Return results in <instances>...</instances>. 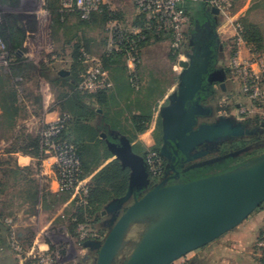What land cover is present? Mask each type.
I'll use <instances>...</instances> for the list:
<instances>
[{
    "label": "crops",
    "instance_id": "1",
    "mask_svg": "<svg viewBox=\"0 0 264 264\" xmlns=\"http://www.w3.org/2000/svg\"><path fill=\"white\" fill-rule=\"evenodd\" d=\"M102 1L110 12L120 17L117 23L121 29L137 35L142 34L139 26L141 19L133 0ZM6 3L12 12L3 23L7 36L4 45L11 57V63L8 67L0 66V264H23L11 248L13 238L20 242L25 252L36 251V247L38 251H47L51 249L48 243L39 244L44 233L50 227L63 222H68L71 227L78 217V206L73 194L59 192L58 181L52 168L53 160L45 163V170L41 173V163L34 151L45 126L57 122L64 116L78 120L81 115L73 97L74 81L71 75L75 69L73 67L71 71L57 66L59 58L70 54L74 38L77 39L79 32L76 34L73 32L71 37L66 35L74 26L68 19L72 12H64L60 0L55 2L6 0ZM183 7L191 14V25L187 27L186 32L195 51L178 55L180 59L191 60L192 64L179 61L183 73L174 71L181 78L174 91H171L172 86L162 90L159 78L153 72L151 76L146 68V58L150 55V51L146 50L147 46L141 51V65H137L138 67L127 60L122 67L110 69L109 66L104 69L112 84V88L105 96L100 99L82 98L81 102L89 106L93 112L88 124L94 129L100 141L97 149V160L100 163L85 179L89 185H93L95 178L114 162H118L123 169H129L122 165L117 155L124 145H128L131 154L140 160L145 158L144 154L147 151L154 148H158L164 157L170 144H174L185 155L209 144L214 146L224 140L221 138L205 142L196 149L183 153L178 147V138L165 139L163 110L172 106L174 99L183 89H197L193 100L188 101L185 106L187 112L193 108L197 109L194 114L195 124L187 136L204 127L224 125L219 122L217 125L196 128L198 120L204 118L206 114V109L201 103L213 97L217 89L224 95V103L231 99L239 100L247 109L249 116L261 114L248 99L241 97L240 86L230 75L228 67L230 53L224 43L228 38H234L238 23L246 22L245 11L228 17L211 8L207 0H190ZM260 7H264V0L255 2L249 0L246 4V8L249 9ZM250 24L259 27L261 22L254 20ZM257 45L263 53V35ZM43 57L47 60H43ZM243 57L248 58L249 53L243 51ZM83 62L88 65L85 60ZM184 64L188 66L183 67ZM163 98L169 103L163 105L161 102ZM242 105H236V109L243 107ZM219 113L216 115L212 113L214 115L211 118L216 120L237 118L235 114L225 109L219 110ZM137 116L151 117L150 123L142 133L138 132L132 123V119ZM178 116L177 127L168 128L169 135L175 136L176 130L182 131L186 126L185 117ZM230 126L236 130V134L230 137L240 136L244 131L231 124ZM150 132H152L150 138L145 140L144 137ZM105 152L110 153L107 159H104ZM209 160L212 159L207 161ZM128 193L107 203L105 211L100 212L102 216L105 218L110 212L117 219L119 209L130 199L138 200L141 194L135 197L133 191L127 200L120 204L119 201L126 198ZM51 200L58 201L59 207L50 217L48 205ZM253 214L216 241L194 251L204 253L198 257L195 255L192 261L186 264H262L256 243L260 229L264 226V215L259 214L251 218ZM97 216L94 215L93 219ZM116 219L112 222L114 223ZM96 230L97 240L81 242L84 249L96 252L98 250L95 247H85L84 243L90 240L101 243L105 241L109 231L106 232L104 228ZM75 234L79 237L77 230ZM89 262L86 260L85 264H90Z\"/></svg>",
    "mask_w": 264,
    "mask_h": 264
},
{
    "label": "water",
    "instance_id": "2",
    "mask_svg": "<svg viewBox=\"0 0 264 264\" xmlns=\"http://www.w3.org/2000/svg\"><path fill=\"white\" fill-rule=\"evenodd\" d=\"M196 90L183 89L172 106L162 113L165 139L178 138V147L183 153L205 142L226 139L236 134L230 124H224L204 127L191 136L186 135L195 124L197 109L187 112L185 106L193 100ZM178 115L185 117L186 126L182 131L176 130L175 136L169 135L168 128L177 127ZM117 155L122 165L131 170V187L127 197L119 201L122 204L136 188L145 189L148 186L150 175L145 160L134 157L128 145H124ZM226 158L212 159L198 167L212 165ZM247 163L229 173L187 183L164 186L165 181L136 200L115 222L105 241H87L84 246L95 247L99 251L96 264H114L116 249L131 223L148 210L162 206L169 210L168 215L154 227L139 252L127 264H174L235 229L264 204V163L243 172ZM202 187H208V190L198 191Z\"/></svg>",
    "mask_w": 264,
    "mask_h": 264
},
{
    "label": "rangeland",
    "instance_id": "3",
    "mask_svg": "<svg viewBox=\"0 0 264 264\" xmlns=\"http://www.w3.org/2000/svg\"><path fill=\"white\" fill-rule=\"evenodd\" d=\"M51 2H55L57 0H49ZM234 7L225 14L230 17L236 15L240 11H245V17L246 22L243 21L241 23H238V25H241L242 27H251L254 26L256 28L258 34L260 37L262 35L264 36V7H260L258 9H249L246 8V4L249 3V0H234ZM253 2L258 0H252ZM253 10V13H251ZM256 10V11H255ZM255 11V12H254ZM12 12L10 9V6L8 3H1L0 1V29L5 22L6 17ZM70 13V12H69ZM118 13V12H116ZM72 15L69 16L70 22L74 24L73 30L70 29L69 32L66 33L68 36H72V33L79 32V36L74 38V44L70 48V54L64 55L61 58H59V62L57 63V66L59 68L64 69H70L72 68L78 72H80L82 75L89 69L91 66L90 64L86 65L82 61L80 65H75V50L77 48L80 49V53L82 54V57H91L94 59L99 60L103 65V59L105 54L107 53L108 48V38H109V29L113 26V23H116V26L121 27L117 21H111L109 23L105 22L104 15L98 14V15H91L88 18L82 17L81 14L77 12H72ZM189 18H190V24L191 25V14L187 12ZM255 17V19L250 18ZM261 22L260 26L251 25L250 22L252 21ZM188 26V27H189ZM189 41V35H187V32L185 33V42L182 45V47L178 50L179 54H190L191 52L195 51V48L190 45ZM228 46V53L229 58L231 60L232 51H233V44L234 40L227 39L224 42ZM172 40L169 35L164 34H157L155 32H151L149 35L148 43L145 47H147V51L150 53L149 57L146 58V68L149 70L151 76H153V73L156 75V77L160 80L161 89H165L168 87H171V91L175 90L178 86L179 82L181 81L180 76H177V74L174 71H177V73H183V68L180 67L179 61H184L186 63H191L192 61H186L184 58L180 59V57H177L174 59V51L171 48ZM264 53V50H262ZM6 53V65L5 67L10 66L11 63V57L8 54L7 50L5 49ZM43 60H47L46 57L42 58ZM78 60V59H77ZM83 60V58H82ZM127 60L131 62L135 67L138 65H141V56L137 57L136 55H133L131 57H121V58H114L110 61V69H115V67H122L127 63ZM230 60H229V71L230 75L232 76V72L230 70ZM139 63V64H138ZM137 66V67H138ZM4 67V66H3ZM104 68V65H103ZM153 72V73H152ZM148 74V73H146ZM86 98L88 95H86ZM224 95L220 90L217 89L216 94L211 97L210 99L204 100L203 103H201L202 107L206 109V114L204 118H200L198 120L197 129H200L204 126H213L217 125L219 122H222L224 124H231L234 127H239L242 130H248L256 132L257 128L260 123L264 124V117L259 115H253L249 116L247 109L241 104L239 100H230L229 102H223ZM243 97V96H241ZM244 98V97H243ZM162 104L166 105L169 102L162 99ZM223 103V104H222ZM236 105H242L243 107H240L239 109H236ZM225 109L231 112L232 114H235L237 118L231 119V120H216L213 117L214 114H220L219 110ZM245 110L246 112L242 113V111ZM214 113V114H212ZM154 130H152L153 132ZM147 133L144 139H149L151 133ZM252 132V134H254ZM158 135V134H157ZM124 136V135H122ZM126 138H128L126 136ZM227 138V137H226ZM247 143L248 147L246 150H243L241 152V157H243L244 154H248L246 157L244 156L243 159H248L251 156H255L254 159L248 160L247 167H253L258 166L264 163V136L260 138V140H254L252 138H248L246 136L242 137ZM230 140V139H229ZM206 148V146H203ZM202 147V148H203ZM209 148V147H208ZM208 159L211 158H203V157H197L193 163L192 166L189 168V170H192L194 168H197L198 165H202L205 163ZM145 160V158H144ZM129 174H131V170L128 169ZM149 173V170H148ZM187 174V173H186ZM183 176L179 178L178 180L174 181L171 184H164V186H171L176 185L180 183H184L187 176ZM149 184L146 187V189L139 195L138 198H141L145 193H147L149 190L162 185L164 182L160 179H155L150 173H149ZM136 199H130L121 209L118 211V217L113 216L112 213L108 212L105 216V218L100 213L105 209V206L101 207L98 211V221L93 223L92 229L94 233L100 229L104 228L106 232L110 231L112 226L115 224V222L124 214V212L129 208ZM59 207L58 201H49L48 210L50 217L52 214H54V211L56 208ZM105 211V210H104ZM169 213V210L162 206L154 207L150 210H148L145 214L142 216L136 218L131 225L126 230V233L122 237L116 252H115V261L117 264H127L131 259L135 257V255L139 252L141 245L147 238V236L150 234V232L156 227ZM259 214L264 215V204L260 207V209L257 212H254L253 216L251 218L257 217ZM95 218V219H96ZM51 219V218H50ZM93 219V221L95 220ZM116 219V221L113 223L112 220ZM62 226V227H61ZM130 232H134V236H131L129 234ZM28 236V234H25ZM91 241V240H90ZM48 243L50 248L53 251H59V254L61 256V263L60 264H85L86 260H89L90 264H96L97 257H98V251L92 252L90 249H84L83 245L81 244V239L79 237H76L71 232V227H69L68 222L60 223L58 226L50 227V229L44 233L42 238L39 241V244L42 243ZM26 245V244H25ZM26 250H28V247H26ZM38 252V249L36 247V253ZM204 251H198L194 252L192 254H189V256L182 258L178 260L175 264H186L190 263L192 259L197 255L196 257L202 255ZM23 264H35L33 260L26 261Z\"/></svg>",
    "mask_w": 264,
    "mask_h": 264
},
{
    "label": "built area",
    "instance_id": "4",
    "mask_svg": "<svg viewBox=\"0 0 264 264\" xmlns=\"http://www.w3.org/2000/svg\"><path fill=\"white\" fill-rule=\"evenodd\" d=\"M64 12H77L84 18L93 14L101 13L103 10L102 0H60ZM190 0H133L139 16L144 17V25L140 31H150L157 34L169 35L172 40L171 48L174 52L182 47L185 42L186 29L190 24V18L183 5ZM234 0H207L208 5L221 13L229 12L234 7ZM109 40L107 52L122 53L124 49V37H118V32L125 35H137L127 32L116 23L109 29ZM141 32V33H142ZM244 28L236 25V33L233 38V55L230 60V70L233 79L240 86V93L248 99L252 105L264 117V53L253 51L244 40ZM141 35V34H139ZM127 56L136 55L135 44H130ZM3 39L0 35V66L6 65V53ZM243 51L249 53V57H243ZM85 63L90 64L89 69L82 75L79 90L83 93L96 95L108 92L112 84L104 73L102 63L94 58L85 57ZM246 112L245 110L242 113ZM248 112V111H247ZM64 127L62 119L45 126L40 135V157L41 173L45 170V163L53 160L52 168L59 185L60 193L73 194L77 205H88L89 184L81 179L83 173L82 160L73 145L57 141ZM145 164L149 173L158 179L163 174L162 159L155 152H150L145 158ZM77 234L81 241L96 239L92 227L79 224ZM12 250L18 258L25 263L33 260L35 264H60L59 251L48 249L47 251L25 252L20 242L13 238ZM256 249L260 258H264V235L257 241Z\"/></svg>",
    "mask_w": 264,
    "mask_h": 264
},
{
    "label": "trees",
    "instance_id": "5",
    "mask_svg": "<svg viewBox=\"0 0 264 264\" xmlns=\"http://www.w3.org/2000/svg\"><path fill=\"white\" fill-rule=\"evenodd\" d=\"M1 3H6V0H0ZM187 4V2H186ZM185 9V8H184ZM186 12L187 9H185ZM102 14L104 15L105 22L109 23L111 21H119L120 17L115 13L110 12L105 6H103V10L101 13H96L93 15ZM141 21L139 22V26L143 28L144 25V17L140 16ZM7 20V18L5 19ZM244 28V40L247 45L255 52H261V49L257 45V43L261 42V37L258 34L256 28L254 26L248 27V29ZM150 31L144 30L141 35H125L123 32H118V37H124V47H126L122 53H107L103 59L104 69L108 68L111 64L110 61L114 58L127 57V51L130 50V44H135V52L136 56L139 57L142 49L146 46L149 40ZM0 35L3 39L4 44L7 42L6 29L5 26L2 25L0 29ZM179 52H174V59L177 58ZM233 55V52H232ZM75 65H80L82 61L85 60L80 53V49L77 48L74 54ZM83 58V60H82ZM78 59V60H77ZM71 79L74 81L73 89V97L77 102V106L80 108V117L78 120H72L68 116H64L61 119L64 121V127L61 131V134L58 136L57 141L66 142L71 144L76 149V152L80 156L82 160L83 173L81 175V179L85 180L86 177L96 169L99 165L100 161L97 160V149L100 144V141L97 138V134L94 129L88 124V120L93 117V112L89 106L83 104L82 98L88 97L94 99H100L102 96H105L108 92L98 93L96 95H90L83 93L79 90V84L82 81V74L78 71L72 72ZM150 116H137L132 119V123L138 132L142 133L146 130V126L150 123ZM254 140H260L262 136H264V125L260 123L257 131L254 134L249 135ZM230 139V140H229ZM248 147V143L243 138H235V137H227L221 143L217 142L214 146L209 144V154H212L211 159L215 158H223L227 157L225 160L220 161L218 163L208 165V166H200L190 170L186 176L185 182L196 181L204 178H208L211 176L221 175L229 173L242 165L246 164L248 160L254 159L255 156H251L248 159H243V157L248 154H244L241 157V152L246 150ZM36 157L39 159L40 157V138L35 144ZM150 152H155L158 156L163 160V156L160 153L158 148H154L150 151H147L144 156L145 158L148 156ZM215 152V153H214ZM217 153V154H216ZM214 154V155H213ZM110 156L109 152H105L104 159H107ZM157 179L156 177H154ZM131 184L129 180V172L127 169H123L118 162L112 163L105 170H103L94 180L93 185H89V198L88 205H77L78 206V214L76 222L71 226V232L73 235L77 236L76 230L79 224H86L90 227L93 226V223L98 221L96 218L93 221L94 215H98V211L101 207L105 206L107 203L111 202L115 199H120L124 197L130 190ZM146 189V188H145ZM144 188L134 190V196L137 197ZM76 203V201H75ZM260 207L255 211L257 212ZM264 235V226L260 229V234L258 237L259 241ZM261 263L264 264V258H261ZM114 264H117L114 261Z\"/></svg>",
    "mask_w": 264,
    "mask_h": 264
},
{
    "label": "flooded vegetation",
    "instance_id": "6",
    "mask_svg": "<svg viewBox=\"0 0 264 264\" xmlns=\"http://www.w3.org/2000/svg\"><path fill=\"white\" fill-rule=\"evenodd\" d=\"M254 133V132H253ZM252 133L248 132L246 130L242 131V134L240 136H234L235 138L239 137L242 138L243 136L250 137ZM207 148L198 149L193 152H189L187 154H182L174 144H170L167 146L168 151L165 152L164 159L162 160L163 164V174L160 178L161 181L165 182L166 184H171L174 181L178 180L179 178L185 176L186 173H188L190 170L189 168L192 166L193 161L197 157H203V158H211L212 154H209V146H206ZM209 152V153H208ZM215 153V152H214ZM217 154V153H216ZM214 155V154H213Z\"/></svg>",
    "mask_w": 264,
    "mask_h": 264
},
{
    "label": "bare ground",
    "instance_id": "7",
    "mask_svg": "<svg viewBox=\"0 0 264 264\" xmlns=\"http://www.w3.org/2000/svg\"><path fill=\"white\" fill-rule=\"evenodd\" d=\"M254 167H256V166H253V167H247V168L244 167V168L242 169V171L244 172V171L252 170ZM207 188H208V187H202V188L198 189V191L205 192L206 190H208ZM129 234H131V236H134V232H130Z\"/></svg>",
    "mask_w": 264,
    "mask_h": 264
}]
</instances>
